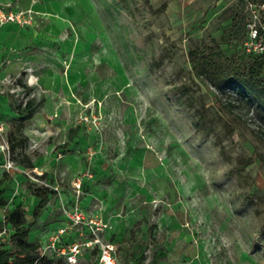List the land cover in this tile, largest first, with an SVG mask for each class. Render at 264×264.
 Masks as SVG:
<instances>
[{
  "label": "rangeland",
  "instance_id": "obj_1",
  "mask_svg": "<svg viewBox=\"0 0 264 264\" xmlns=\"http://www.w3.org/2000/svg\"><path fill=\"white\" fill-rule=\"evenodd\" d=\"M0 11L27 19L0 23V220L21 207L30 240L49 256L54 242L81 243L79 264H103L107 244L114 264H264V120L252 96L195 77L188 60L216 39L245 66L246 0H0ZM76 206L79 225L66 213Z\"/></svg>",
  "mask_w": 264,
  "mask_h": 264
},
{
  "label": "trees",
  "instance_id": "obj_2",
  "mask_svg": "<svg viewBox=\"0 0 264 264\" xmlns=\"http://www.w3.org/2000/svg\"><path fill=\"white\" fill-rule=\"evenodd\" d=\"M250 1L264 2V0H246V6ZM244 19L245 41L248 38L249 15L247 11L244 14ZM245 52L243 53L246 54ZM188 60L195 77L211 81L219 87H231L240 94L252 96L248 102L257 103V113L261 114V118L264 120L263 56L247 53L245 66H241L236 56L228 57L220 43L213 39L205 49L191 48L188 52ZM34 111L35 107L31 102H28L20 113L30 117ZM75 133V129H70L69 140L65 146H69ZM14 147L15 145L12 144L13 149ZM6 176H8L7 173L0 175V210L7 204L3 189ZM34 193L40 199L39 207H43L49 202L47 187L37 186ZM2 223L3 221L0 220V224ZM25 223L26 216L21 207L18 206L7 211L6 225L9 235L0 239V264H68L64 256L46 255L40 243L30 240L29 229L24 227Z\"/></svg>",
  "mask_w": 264,
  "mask_h": 264
},
{
  "label": "built area",
  "instance_id": "obj_3",
  "mask_svg": "<svg viewBox=\"0 0 264 264\" xmlns=\"http://www.w3.org/2000/svg\"><path fill=\"white\" fill-rule=\"evenodd\" d=\"M246 11L249 15V21L247 23L248 29V38L244 42V49L248 54H255L264 57V2H248L246 6ZM9 21H17L19 23L27 22V19H22L20 15L14 14L10 12L6 14L3 11H0V23L4 24ZM263 74H264V66H263ZM2 129H0L1 131ZM4 153L7 151V164L5 166L8 170H14L17 166L14 165L13 160L11 159V151L9 146L7 148L3 147ZM80 187V183H78ZM68 218L72 222L73 225H79L85 221V217L83 215V211L79 210L76 206L75 209L66 211ZM3 223L0 224V239L9 235V229L6 225V215L2 219ZM88 224L92 226V230L95 231L102 228L103 224L97 223L94 220H91ZM96 225V227H94ZM106 225V224H105ZM108 226V225H106ZM104 226V227H106ZM65 229H61L59 234L64 233ZM59 235L56 236L53 240H57ZM98 242V240H96ZM81 243H72L68 250L57 248L56 242L49 245L46 249H51L56 255L64 256L68 264H79L78 263V255L82 251ZM86 246H90V243H86ZM114 246L111 244L102 246V257L101 262L103 264H114L112 260V251Z\"/></svg>",
  "mask_w": 264,
  "mask_h": 264
},
{
  "label": "crops",
  "instance_id": "obj_4",
  "mask_svg": "<svg viewBox=\"0 0 264 264\" xmlns=\"http://www.w3.org/2000/svg\"><path fill=\"white\" fill-rule=\"evenodd\" d=\"M12 172H14V171H12Z\"/></svg>",
  "mask_w": 264,
  "mask_h": 264
}]
</instances>
